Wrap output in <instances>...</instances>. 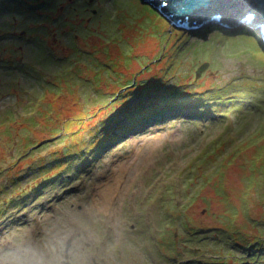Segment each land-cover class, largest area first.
Listing matches in <instances>:
<instances>
[{"label": "rangeland", "instance_id": "obj_1", "mask_svg": "<svg viewBox=\"0 0 264 264\" xmlns=\"http://www.w3.org/2000/svg\"><path fill=\"white\" fill-rule=\"evenodd\" d=\"M222 24L192 35L140 0H0V211L23 192L0 213V264L95 249L98 264H264V51ZM159 96L181 100L135 120ZM125 124L131 138L102 140ZM84 135L101 155L85 169L70 157Z\"/></svg>", "mask_w": 264, "mask_h": 264}, {"label": "water", "instance_id": "obj_2", "mask_svg": "<svg viewBox=\"0 0 264 264\" xmlns=\"http://www.w3.org/2000/svg\"><path fill=\"white\" fill-rule=\"evenodd\" d=\"M141 2L160 13L177 28L186 29L192 35H196L195 31H199L198 29L204 30L209 22H221L229 27L228 30L233 27L239 34L250 33L251 30L244 25L247 14L255 16L254 23L257 26L264 24V0H141ZM252 22L251 20L250 25ZM218 27L222 30L221 26ZM207 30L212 31L209 28ZM223 33L231 34L226 30ZM258 39L264 49V35Z\"/></svg>", "mask_w": 264, "mask_h": 264}, {"label": "trees", "instance_id": "obj_3", "mask_svg": "<svg viewBox=\"0 0 264 264\" xmlns=\"http://www.w3.org/2000/svg\"><path fill=\"white\" fill-rule=\"evenodd\" d=\"M163 86L165 87L166 86V93H167V95H171V94H177L178 96L179 95H181V96H184V95H186V93H184V91H186L187 92V90H180V89H177V90H174V91H170L171 89H172V87L170 86H168L167 87V85L166 84H163ZM165 94V93H164ZM178 99H180V97L178 98ZM178 99H170V98H167L166 99V101H163L162 99H161V97L159 96V98H157L156 99V102H157V105H155V106H153V107H150V111H148L147 112V114L146 115H143L142 117H140V119H135V120H141V121H146L148 118H149V116H151L152 114H153V112H152V114H151V110L152 111H154L155 112V110H156V108L157 107H161L162 106V104H163V102H167V103H165V106H167V109L166 110H168V112L172 109V107L170 106V105H173V107L174 108H177L178 107V105H179V100ZM197 99V98H196ZM196 102V100H192V103H195ZM194 105H197V106H199V107H207V105H204V104H202L201 102H198V103H196V104H194ZM203 110V109H202ZM172 111H175V110H172ZM192 116L193 117H195L196 115H195V112H193L192 113ZM192 116H191V118H192ZM144 118V119H143ZM191 118H189V119H191ZM128 119H129V117H128ZM133 122V121H132ZM128 124V123H127ZM127 124H125L124 126L122 125V126H118L117 127V130H113V131H110L109 130V127L106 125L105 126V128L100 132L101 134V136H103V139L102 140H104L105 142H106V144H107V142H110V141H115V140H118V138H120V137H123V136H126V135H128V134H130V130L133 128V126L132 125H130V126H128V127H125ZM127 137V136H126ZM99 139H101V138H99ZM85 139H82V141L84 142L83 144H85L84 145V147L81 149V150H79V151H75V152H71V155H70V157H74V156H83V155H85L86 153H93V150L95 149V147L96 146H98L99 145V143H97L96 145L95 144H92V146H93V148H90V149H87V141L85 140ZM84 150V151H83ZM96 157H100V155H98V156H96ZM68 160V159H67ZM67 160H64V165H63V168L65 169L66 168V165H67ZM63 160H59L57 163H60V162H62ZM56 164V163H55ZM54 164V165H55ZM52 166V165H51ZM50 166V167H51ZM62 172H64V170L63 171H59V173L58 174H60V173H62ZM57 174V175H58ZM33 187V190L34 189H36V186L35 185H33L32 186ZM23 196V192L19 195V196H13V197H11L10 199H9V201H8V205L10 206V207H16V202L19 200V198H21ZM6 210V207H4V208H1V211H5ZM242 242V241H241ZM240 249H242V248H240ZM247 250V249H246ZM247 260V258L244 260V261H246ZM249 260V259H248ZM224 264H228V263H224Z\"/></svg>", "mask_w": 264, "mask_h": 264}, {"label": "bare ground", "instance_id": "obj_4", "mask_svg": "<svg viewBox=\"0 0 264 264\" xmlns=\"http://www.w3.org/2000/svg\"><path fill=\"white\" fill-rule=\"evenodd\" d=\"M222 24L221 22H209L208 24H210V25H212V24ZM222 25H224L225 26V24H222ZM199 31H202V29H198ZM150 157H148V159H149ZM120 170V169H119ZM107 181H109V178H107L106 179ZM107 181H105V183H103L104 185H102L103 186V189H102V191H104L107 195L110 193V191L108 190V189H106V188H109V187H107L108 186V184L106 183ZM113 183V182H112ZM106 187V188H105ZM113 187H116L117 188V184H115V183H113ZM110 188H111V186H110ZM116 190V189H115ZM112 193V192H111ZM97 195H98V197L99 196H101V191H97ZM0 213H1V211H0Z\"/></svg>", "mask_w": 264, "mask_h": 264}, {"label": "flooded vegetation", "instance_id": "obj_5", "mask_svg": "<svg viewBox=\"0 0 264 264\" xmlns=\"http://www.w3.org/2000/svg\"><path fill=\"white\" fill-rule=\"evenodd\" d=\"M98 249H95L93 252V254H96ZM89 258H91V260L93 261V264H98V261H96V257L95 256H91V250L90 251H87L86 253V260L88 261ZM70 259L71 261L73 262V256L70 254ZM74 263V262H73ZM84 264H90V262H85Z\"/></svg>", "mask_w": 264, "mask_h": 264}]
</instances>
